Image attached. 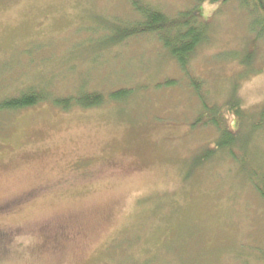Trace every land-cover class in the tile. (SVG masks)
Returning <instances> with one entry per match:
<instances>
[{
  "label": "rangeland",
  "instance_id": "374dc122",
  "mask_svg": "<svg viewBox=\"0 0 264 264\" xmlns=\"http://www.w3.org/2000/svg\"><path fill=\"white\" fill-rule=\"evenodd\" d=\"M140 1L207 24L186 69L115 41L132 0H0V264H264V33L238 0ZM33 89L104 99L1 107Z\"/></svg>",
  "mask_w": 264,
  "mask_h": 264
},
{
  "label": "trees",
  "instance_id": "16d2710c",
  "mask_svg": "<svg viewBox=\"0 0 264 264\" xmlns=\"http://www.w3.org/2000/svg\"><path fill=\"white\" fill-rule=\"evenodd\" d=\"M238 1L243 4V6L247 7L253 16L251 28L257 29L258 34L263 36L264 0ZM132 4L139 18L135 23L118 28L117 31H113L112 35L116 34L114 37L115 41H122L128 37L139 34L157 33L170 56L175 58L183 69H186L196 47L208 38L207 24L200 18L195 8L185 10L176 17H170L161 9L150 4H144L140 0H132ZM126 91L125 89L118 90L113 92L111 96L115 98L126 93ZM103 99L104 95L100 92H84L75 97L68 96L57 98L42 92H37L33 89L22 93L20 96L3 100L1 107H6V109H18L50 100L56 106L64 110H69L74 106H95L102 103ZM216 124L219 125L218 122H216ZM232 131L231 127L221 129L224 136L232 134ZM227 141L221 145L226 144ZM250 180L254 183L257 191L264 199V173L256 180L252 178Z\"/></svg>",
  "mask_w": 264,
  "mask_h": 264
}]
</instances>
